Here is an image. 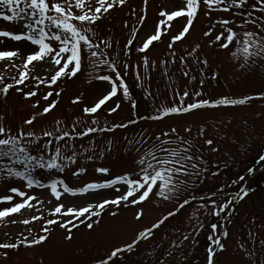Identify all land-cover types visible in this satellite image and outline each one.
<instances>
[{"label": "rangeland", "instance_id": "374dc122", "mask_svg": "<svg viewBox=\"0 0 264 264\" xmlns=\"http://www.w3.org/2000/svg\"><path fill=\"white\" fill-rule=\"evenodd\" d=\"M134 3L142 7L146 5L148 9L147 20L137 39V47H140L146 35L152 33L159 26V13L161 11L170 13L173 10H178L185 6L186 0H147V3H145V0H130L129 6ZM204 13L205 11L197 18L192 33H187L188 37L182 43L177 44V41L173 44V46L177 44L175 50L184 57V67L181 70H169L160 62L159 65L154 66L151 76L147 71L141 81H136L135 89L140 99V109L143 108L149 111L150 107H155L154 110H151L154 114L156 108L161 105H172L174 96L170 91L171 85L166 81L168 76L175 78L176 81L172 80L171 84L176 82V90L188 89L189 100L187 102L193 99L192 93L194 91L202 92V95L197 98L205 96L211 99L255 97L257 93L264 92V60H259L254 65L241 67L242 57L236 59L231 55L235 47L234 44L230 45L228 49H222L216 45L210 46L209 41L214 39V36L222 30L219 25H216L213 29L212 35L204 36V32L210 27L212 20L217 17L229 18L231 13H217L212 14L210 17ZM138 16L139 12H133V10L131 13H123L116 19L118 27L113 30L119 36H125L128 31L138 27ZM173 22H177L180 27H184L186 17L181 16L176 20L169 21L168 25L170 26H168V29L176 26L172 24ZM162 29H164V25H161V31ZM0 30L19 32L20 25L0 19ZM176 30L178 32V28ZM236 30L239 31V29ZM172 37H169L168 44L171 42ZM0 39L5 40L4 44H0V49L19 48L23 52L30 46V42H15L11 41L10 38ZM196 44H199L200 48L193 55H188ZM162 50V46H156L152 52L157 54ZM197 56L200 60L206 59L207 66L203 63H197ZM173 61L177 62L178 57H174ZM6 63L9 62L0 61V74L4 75L6 83H12L11 77L16 76L19 78L18 70L11 66L5 69L4 65ZM14 63L19 65L21 61L14 58ZM29 67L31 68V65ZM44 68L49 70L44 71ZM201 69H203V74H201ZM185 71L189 72V76H185L186 78L183 79L182 75ZM100 73V69L98 72H92L87 60H85L84 67L75 77H72L71 80L65 78L61 82L60 96L56 97L59 102L54 111H61L60 103L62 104L66 98L69 99L70 109L77 107L79 104L83 107L92 106L97 102L98 98L110 91L108 82L98 81L94 78L95 75ZM214 73L216 74L215 78H213ZM52 74L51 66L45 62L37 63L36 69L31 73L33 76L39 75L41 79L50 78ZM131 74L136 76V71L131 69ZM193 76L195 77L194 80L191 79ZM202 79L204 84L201 86L200 81ZM44 85L47 84H42L43 87L40 88L37 87L35 80L30 77L22 87L26 89L25 91L36 90L44 93L47 91ZM16 94V92L11 91L7 97L0 95V115L5 117V125H10L13 130L14 127L22 125L23 119L20 120L21 117L26 116L29 118L33 112H39L38 110H40V108L34 109L31 107L33 100H25L22 96L20 98L16 97ZM118 95L120 96L119 101L124 104L122 106H125V108L119 111L114 119L113 116V118L107 116V111L114 108L111 106L115 101L108 105L99 114L103 117L101 119L107 121V123L115 120L124 121L126 115L131 117L132 110L125 104L123 95L120 92H118ZM76 97H80V100L77 103H72L70 98L74 101ZM175 99L177 102V98ZM6 107L12 108L6 109ZM100 110L101 108L96 113H99ZM185 114L169 116L158 123L147 120L133 129L126 131L118 129L111 136L100 135L95 137L97 138L96 141L91 139V143L90 140L75 142L76 150L83 155L77 156V163L73 168L70 165V170H66V168L63 173L56 172L52 178H61L70 187L75 188L82 187L88 182L104 180L106 175L101 174L100 177H97L93 173L98 167L108 168L111 173H109L110 176L133 171L135 167L133 161L139 155L136 152L139 145L130 144L129 141L133 140L134 137L138 138L136 134L142 129H148L150 132L155 133L160 129L175 127L182 136L194 140L197 148L193 149V153L196 154L199 149V155L203 157L201 168L207 169L199 177L183 178L188 180V185L185 186L186 191L182 189L181 200L189 195L199 198L211 192H216L221 187H223L224 193H236L244 183H248V180H246L240 184H232L231 182L238 178L237 172L245 170L247 162L255 163L259 155L264 154V99L254 98L244 104L221 106L219 109L217 107L198 108ZM44 117L55 118L56 115L50 113L43 116V119L38 118L34 124L24 125L25 130L31 128L40 133L41 129L44 128ZM201 126L205 128L203 136L198 135ZM185 127H191V132H185ZM205 139H212L213 145H206L204 143ZM108 141L112 142L110 146ZM85 148L89 150L85 152ZM212 148L218 150L212 151ZM101 153L103 154L101 155ZM67 154L70 155L71 153ZM87 156H93L94 158L88 160ZM80 167L85 168L86 171L79 176H73V171ZM35 175L44 182H47L50 178L44 170H37ZM254 185L256 186L255 192L248 195L239 204L238 212L230 223L228 235L224 239V250L219 251L214 264H250L245 249L255 252V264H264V243H262L264 241V177L256 181ZM13 186L37 195L38 198L44 201V204L39 205L32 201L31 203L36 204L34 209L26 207L21 210V213H14L4 218V221H0V243H17L18 237L19 239L27 237L31 240L44 234L41 228L45 226L44 222L47 219L53 218L49 209L57 203L55 198L50 195V189H28L25 187L24 181L14 178H0V195H14L7 191L9 187ZM115 195H118V193L113 189H104L97 193L77 196L64 194L62 201L70 206L82 205ZM150 197L148 202L143 204L125 206L124 202H121L119 207L115 205L106 206L99 218L92 217L93 220L99 219V223L94 225L93 230H89L84 224H80L78 227L72 228L74 230L71 229L73 234L71 240L66 239L67 231L65 228H61L59 224L48 225L50 232L44 235L48 236L50 234V236L44 244L31 247L21 245L19 249H0V264H93L96 258L102 257L112 247L130 243L136 237L138 231L150 227L162 215H166L168 211L176 207L174 201H163L151 194ZM212 199H216L218 204L224 202L219 193ZM19 200L20 198L14 195V200L10 203ZM199 203L200 201L196 200L179 210V212L177 211L176 215L167 219L159 228L154 229L151 237L140 240L131 253H124L123 259L117 260L115 264H158L159 260H166L167 264H207V248L210 245L208 237L212 235L211 223L216 222L215 219H223L226 212L216 216L208 214L210 208L197 211ZM4 206L8 205L5 204ZM140 209H143V215L137 220L136 213ZM41 212H43V218L40 220L32 221L27 225L20 222L32 215H40ZM113 212L117 214L113 216ZM194 212L196 213L195 216H193ZM64 219H67V217ZM13 220H16L17 223H12ZM198 221L204 226L197 231ZM68 227H71V225ZM28 229H32V231L29 232ZM185 235L188 236L187 240L183 239ZM173 241H176L180 246L173 247ZM241 245H244V248H241ZM5 251L8 252L7 258L3 256ZM168 251L172 252L171 256L165 255Z\"/></svg>", "mask_w": 264, "mask_h": 264}, {"label": "snow or ice", "instance_id": "6c2138e0", "mask_svg": "<svg viewBox=\"0 0 264 264\" xmlns=\"http://www.w3.org/2000/svg\"><path fill=\"white\" fill-rule=\"evenodd\" d=\"M126 0H0V19L5 22H14L20 25L19 32L9 30H0V38H10L15 42H30V46L21 51L16 49H0V61H8L4 65L5 69L9 66L18 70V77H11L12 83H6L4 75L0 74V93L7 97L9 90L15 88V91L22 95L25 100L37 96L36 90L24 91L25 81L30 77L37 81V87L42 84H47L49 87L57 84L62 77L71 79L81 71L82 64L87 60L92 72H98L100 68H104L110 74H97L95 79L106 81L110 84V91L98 98L92 106L83 108L85 114H94L105 104L111 97L117 95L118 89L122 90L124 99L130 100V90L124 79L127 75L129 64L121 63L117 58H113L111 53L105 51L112 47V43L108 39H101L97 42V31L93 25L96 21L104 17L105 14L115 7H120L125 4ZM147 3V0H145ZM203 4L206 9L205 15L211 16L213 12L231 13V17H217L212 20L210 27L204 36L212 35L213 29L219 25L222 29L214 36V39L209 41V45H216L222 49H228L230 45H235L231 55L240 59L243 63L241 67L254 65L259 60H264V0H186L184 7L172 12H161L160 15L166 19H161L159 25H167V22L172 21L176 17L185 16L186 24L182 31L171 38L168 47L173 49V44L181 41L189 32L193 25L194 19ZM258 14V15H257ZM239 16L237 21L236 17ZM144 17H140L139 23H143ZM252 26L251 28L249 26ZM170 26V25H167ZM236 29H239L237 31ZM167 29L165 28V31ZM133 39H129L124 47L125 55L128 54L133 40L135 38L136 29H132ZM162 35L161 28L157 26L154 31L147 34L143 39L142 45L138 47V51L143 53L153 44L160 40ZM5 40L0 39V44H4ZM200 48L196 44L192 52L188 55H193ZM172 56L175 57V51L172 50ZM14 58L19 59L21 64L14 63ZM181 63H185L184 57H181ZM36 62V63H34ZM45 62L51 66L53 74L50 78L41 79L39 75H31L36 69L37 63ZM174 62V61H173ZM197 63H203L207 66V60H200L196 57ZM155 62H153L154 64ZM31 65V68L29 67ZM143 65L148 67V58L143 57ZM43 67V65H41ZM44 68V71H48ZM184 76H189V72L185 71ZM203 74V69H201ZM215 73L213 78H215ZM136 79L140 80L139 72L136 73ZM192 80L195 77H191ZM204 84V80L200 81V85ZM53 90L47 91L42 100L47 101L46 106L39 112L25 119L22 125L17 126L15 130L4 123L5 117L0 115V178L18 179L25 182V187L33 188H48L50 195L57 201L51 209H49L52 219H47L45 226L41 231L45 234L50 232L48 225L59 224L61 228H65L68 235L66 239L71 240V229L84 224L89 230L94 229V225L99 223V219L93 220L92 217H100L102 211L108 205L119 207L121 202L125 206L136 205L144 202L149 198L150 194L156 196L163 201H174L176 207L162 215L150 227H146L138 231L136 237L130 242L119 246L112 247L102 257L94 260L93 264H115L117 260L123 259L124 253H131L140 240H146L153 235V230L160 227L169 217L174 216L179 209L184 208L193 200L199 199L197 211L199 209L210 211L208 214L219 216L225 209L230 208L233 201L243 199L249 194L248 187L242 185L239 191L234 194L224 193L223 187L218 188L216 192H211L197 198L194 195H189L181 200L183 195L182 189L185 191L188 180L185 177H199L202 172L207 169L201 168L203 157L197 153H193V149L197 148L194 140L182 136L175 127L168 129H160L152 133L148 129H142L136 134V137L129 143L139 145L136 152L139 154L134 158V170L125 172L115 176H110L102 181H92L85 183L82 187H70L61 178H52L54 173H63L70 163L76 162L78 153L76 150L75 141L79 138L90 136L96 132L113 131L117 127H127L129 124L138 123L140 120L158 121L170 115H179L189 111L204 108V107H220V106H235L244 104L254 98H264V92L257 93L255 97L244 96L243 98L220 97L216 100L210 99H194L202 95L201 91L192 93V101L186 103L185 98L189 97L187 88L181 93L174 90L173 103L171 106L161 105L156 108L155 113L151 115H135L134 119H130L120 124L112 125L111 127H92L79 128L80 121H73L70 128H62V121L56 120L55 126L52 128H42L40 133L29 128L27 131L24 125H32L37 120L38 116L49 113L57 103L58 99H49L53 96ZM56 97L60 96L59 91H55ZM150 95V93H149ZM176 97H179V103L176 102ZM80 100L76 97L73 103ZM41 100H35L31 107H40ZM131 107L136 109V101L131 100ZM119 108V103L114 108L109 109V113L115 112ZM93 124H98L96 119H93ZM79 128V130H77ZM191 127H185V132H191ZM205 133L204 126H201L198 132L199 136ZM91 143V140H90ZM111 141H108L109 146ZM204 143L208 146L213 145L212 139H205ZM89 149L85 148L87 152ZM218 149L212 148V151ZM71 153L70 155L67 153ZM103 153H101L102 155ZM88 160H92L93 156H87ZM264 162V154L259 155L255 161L256 164ZM37 170H44L49 174L47 182L42 181L35 173ZM86 171L80 167L73 171V176H79ZM96 172L109 175L110 170L106 167H98ZM254 168L247 169L248 174H252ZM215 174V173H214ZM246 180L245 175L241 174L237 179L233 180L232 184H240ZM62 189V190H61ZM113 189L118 195L112 197H104L95 202H88L82 205H66L62 201V196L68 194L71 196L83 195L88 193H97L100 190ZM123 189V190H122ZM8 192L19 197L20 200L15 203H10L14 200V195H0V221L11 216L14 213H21L22 209H34L36 204L43 205L44 201L38 198L35 194L22 191L19 187H9ZM220 194L224 199L222 204H218L216 199L212 197ZM35 201L36 204L31 203ZM207 201V203H205ZM51 203V201H49ZM7 204L8 206H4ZM39 211V209H37ZM117 213L113 212L115 216ZM143 215V209L136 213V219L139 220ZM196 213H193L195 216ZM67 217V219H64ZM43 218V212L40 215H32L30 218L23 219V224L27 225L32 221ZM75 221V223H74ZM17 223L16 220L11 221ZM71 225V227H68ZM203 224L198 221L197 231L203 228ZM217 224H211L212 235L208 239L211 242L207 248V264H214V256L217 251L224 250V244L220 237L216 235ZM29 232L32 229H28ZM22 235V234H21ZM227 237V231L222 233ZM252 234L250 233V236ZM17 243H0V249H19L21 245L31 247L39 245L48 239L47 235H39L31 240L27 237L23 239L17 238ZM183 239L187 240L185 235ZM264 243V241H262ZM173 247H179L176 242H172ZM244 248V245H241ZM246 256L250 264H255V252L247 251ZM166 256H171L172 252L165 253ZM5 258L8 257V252H3ZM158 264H167L166 260H159Z\"/></svg>", "mask_w": 264, "mask_h": 264}]
</instances>
